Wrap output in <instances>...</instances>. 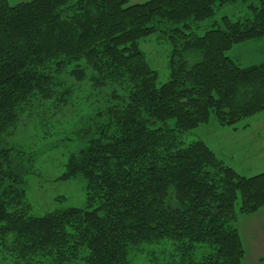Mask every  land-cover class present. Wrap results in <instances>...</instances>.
<instances>
[{"label": "trees", "instance_id": "obj_1", "mask_svg": "<svg viewBox=\"0 0 264 264\" xmlns=\"http://www.w3.org/2000/svg\"><path fill=\"white\" fill-rule=\"evenodd\" d=\"M233 1L0 0L3 258L136 264L150 256L160 264L164 255L163 264H243L236 222L264 211V169L245 177L201 139L185 143L210 121L236 130L264 112V62L244 68L230 56L264 39V0L250 7L253 19L223 17L203 36L187 34ZM158 34L170 47L169 78L160 85L139 46ZM85 82L103 106L88 117L77 107L67 133L53 118L78 105L75 91ZM28 121L38 139L57 130L64 141L83 142L60 180L84 181L85 208L30 215L18 165L26 144L13 140Z\"/></svg>", "mask_w": 264, "mask_h": 264}, {"label": "rangeland", "instance_id": "obj_2", "mask_svg": "<svg viewBox=\"0 0 264 264\" xmlns=\"http://www.w3.org/2000/svg\"><path fill=\"white\" fill-rule=\"evenodd\" d=\"M30 0H8L10 6H14L20 2ZM148 0H129L128 6L143 4ZM251 6L258 7L257 0L251 1H233L222 5L214 10L211 18L200 22L198 24H191V29L187 34H194L195 36H203L205 32L221 25L222 18L226 17L232 22L242 21L245 19H253L254 13ZM171 28L168 24L162 27V30ZM140 49L145 56V60L149 67L156 72L157 84L167 82L169 78L167 70L168 56L170 47L166 39L160 34L152 35L146 40L141 41ZM77 94L76 106L70 104L66 111L62 110L54 120L59 119L58 126L61 130H66L67 133L71 132V123L69 127L66 121L75 114L78 108H82L83 116H90L93 112L103 106L102 97L99 91L93 89L89 82H85L76 88ZM78 107V108H77ZM56 118V119H55ZM26 123L25 126L20 127L13 137L14 142L26 144L25 152L18 156L20 162L18 165L21 167L22 176L24 181V189L26 198L29 202L30 215L35 217H42L49 212L66 208H85V183L82 179H72L69 181H61L60 177L65 171L64 164L69 155L76 153L83 145L80 141H64L63 136L58 131H53L51 135H46L43 139L35 137L33 124ZM167 125L173 127L174 120H168ZM61 126V127H60ZM241 126V125H240ZM239 125L237 127H240ZM219 126L210 121L207 125L195 130L191 135L185 136V143L196 141L197 137L201 140H206L211 143L215 150L226 154L237 155V146L234 144V138H229L224 135L225 130L221 132L218 130ZM226 129V127H220ZM216 130V131H214ZM227 131H237V129L227 128ZM248 135V134H246ZM250 137V136H249ZM72 139V138H71ZM32 140V141H31ZM213 142V143H212ZM27 149V150H26ZM247 151L244 150V155ZM243 155V156H244ZM228 159L225 157V161ZM240 206V197H237L235 210L238 211ZM236 226L241 235L243 246L245 249V257L243 264H264V211L258 212L252 216H238ZM149 249V248H148ZM146 251V250H145ZM169 253H167V258ZM164 255L159 256L160 264H163ZM139 258V260H138ZM135 260L136 264H154L150 260V256L138 257ZM0 264H16L8 258H3L0 254ZM33 264H40L33 263ZM41 264H47L42 262Z\"/></svg>", "mask_w": 264, "mask_h": 264}, {"label": "crops", "instance_id": "obj_3", "mask_svg": "<svg viewBox=\"0 0 264 264\" xmlns=\"http://www.w3.org/2000/svg\"><path fill=\"white\" fill-rule=\"evenodd\" d=\"M230 56L240 67L246 68L261 64L264 62V39L237 46L230 52ZM241 125L246 127L231 132L227 131V128H218L220 132L225 130L224 135L229 138H234L235 136L234 144L238 150L236 156H233V154H226L225 156L222 152H217L211 143L206 140L202 141L219 159L223 160L242 176L249 177L258 174L264 169V112ZM244 150L247 151L246 155H244ZM225 157L228 159L227 161H225Z\"/></svg>", "mask_w": 264, "mask_h": 264}]
</instances>
